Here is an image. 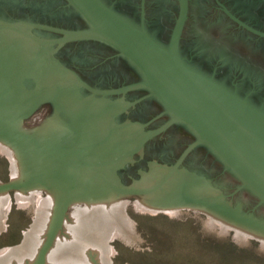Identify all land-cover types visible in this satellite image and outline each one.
<instances>
[{"label":"flooded vegetation","instance_id":"obj_1","mask_svg":"<svg viewBox=\"0 0 264 264\" xmlns=\"http://www.w3.org/2000/svg\"><path fill=\"white\" fill-rule=\"evenodd\" d=\"M101 1L118 16L136 28L144 30L161 47H169L180 13V0ZM0 24L15 25L22 30L23 35L42 39H57L62 38V35L42 29L26 30V25H45L64 30L88 28L86 21L67 0H0ZM22 34L19 30H0V49H24L22 52H10L9 60L10 58L14 60L0 61V66L17 65V69H20L34 64L37 59H43L49 65L53 64L57 71L56 77L49 85H42L21 102H28L32 106L31 114L22 122V129L26 132L32 133L48 127L49 131L59 133L61 138L62 134H71V130L81 131L85 128L84 125L78 127L69 125L68 122L71 120L64 116L65 123L62 121L60 124L55 119L57 104L51 100V94L47 93V90L59 80L76 82L80 80L92 89L107 92L121 90L145 80L143 74L130 60L102 42L77 40L55 45L50 47L49 51H41L38 54L37 47L31 44L33 41L30 39L19 41L20 38H24ZM179 50L182 59L190 68L264 114V0H188V13ZM36 53L39 56L37 59ZM50 58L58 63H51ZM28 82L33 83L32 80ZM76 85L80 92L78 95L80 100L78 98L77 101L91 103L92 107H97L98 110L100 108V111L106 110L102 114L86 117L87 123L93 124L88 129L93 127L99 129L100 126L94 124L100 120H107L109 125L103 126L108 133L107 139L115 133H123L129 129L142 134L131 149L103 159L95 158L93 155L100 144L106 143V138L84 142L81 141L82 136L80 139L77 137L83 142V147L76 146L66 153H70L69 156L76 159L98 163L99 160L107 161L121 156L136 148L142 139L161 129L171 119V115L165 113L166 109L162 103L150 96L146 89L137 88L118 94L100 95L80 84ZM5 107L8 108V105L0 104V110ZM26 121L30 123L29 128L24 125ZM54 121L57 122L52 125L51 122ZM196 140L197 136L184 124H173L149 139L138 153L115 167H109L112 170V177L119 181V186L129 188L128 182L143 180L144 171L150 164L156 165L160 170L163 169L162 171L172 168ZM103 149L101 152L105 155L112 148L107 146ZM90 154L92 157L88 156ZM183 167L203 170L217 179H228L235 185L232 184L235 190L232 188L223 192L225 199H233L237 194H241L246 198L251 213L264 212V205L260 203L259 198L250 191L241 189L242 182L226 169L208 147L201 145L192 150L179 167L175 179L185 175L180 174ZM87 170L91 171L90 174L80 176L69 174L68 178L76 181L96 180L97 176L103 175L113 181L109 174L100 172L99 168ZM43 191V195H48L47 191ZM124 197L129 200L141 199L140 195ZM182 210L193 211L185 208Z\"/></svg>","mask_w":264,"mask_h":264},{"label":"rangeland","instance_id":"obj_2","mask_svg":"<svg viewBox=\"0 0 264 264\" xmlns=\"http://www.w3.org/2000/svg\"><path fill=\"white\" fill-rule=\"evenodd\" d=\"M4 51L0 49V60L6 62L10 50ZM12 60L14 58H10L9 61ZM8 66L10 67H2L7 70L0 68V78L6 79L5 84L0 83L1 105L16 107L40 86L49 85L57 75L56 69L48 64L32 65L25 70L17 69V65ZM16 71L20 72L19 78H14ZM28 79L33 83L27 84ZM49 93L52 100L61 98L60 100L65 102L62 106L63 123L66 121L64 117H67L71 120L68 122L69 125L85 126L81 131L73 130L71 134H62L61 138L59 134L55 135L58 136L57 139H64L63 147L54 146L52 142L44 140L43 135H39L42 128L38 132H33L39 139L44 138L43 142L56 154L70 155L66 154L68 150L76 146L83 147L81 141L92 142L106 138V143L99 147L110 146L111 151L100 156L95 152L96 149L93 156L98 159L111 158L131 149L142 136L134 129H129L123 133H115L107 139L108 133L103 128L109 125L107 120H100L94 124L100 126L99 129L95 127L88 129L93 124L86 121V117L102 114L106 110L100 111V108L98 110L97 107H92L91 103L77 101L80 92L78 88L72 86L64 85ZM81 110H84V113ZM10 117L12 122H16L18 118L17 115ZM54 122L51 124L55 125ZM29 124L26 121L24 125L29 128ZM91 154L88 156L92 157ZM52 170L54 172L52 179H60L65 173ZM74 170L71 169L67 173L77 172L80 176L91 172ZM162 170L150 164L144 171L143 180L128 182L127 186L148 187L164 175ZM100 172L109 174L110 179L119 183L112 177V170L103 169ZM182 173L187 179H194L203 184L205 191L211 192L206 202L208 204L206 207L209 204L211 207L205 209L210 212L180 210L173 207L152 209L144 205L143 196L141 199L129 200L123 197L121 200H115L114 194L108 203L92 208L73 205L63 217L56 241L46 256V264H264V235L250 232L222 217L225 212L230 214L236 212L242 217L246 216L245 219L252 221L256 226H261L264 232V212L251 213L246 198L241 194H237L233 199H225L223 192L235 186L226 178L217 179L209 176L208 172L187 167L182 168L180 174ZM23 176L16 152L0 141V185L20 184L24 180ZM95 187L104 192L99 185ZM43 192L37 186L30 190H10L5 195L0 194V264H34L39 258L43 244L53 228L61 200H56L52 193L50 197L43 195ZM216 196H221L224 203L233 209L213 203ZM129 203L130 205H127ZM212 207L220 209L222 215L213 214ZM90 256L95 257L94 261Z\"/></svg>","mask_w":264,"mask_h":264},{"label":"water","instance_id":"obj_3","mask_svg":"<svg viewBox=\"0 0 264 264\" xmlns=\"http://www.w3.org/2000/svg\"><path fill=\"white\" fill-rule=\"evenodd\" d=\"M67 1L86 21L88 24L87 29L64 30L45 25H26V30L42 29L61 34L62 38L57 39H42L23 35L22 30L12 24H0V30H19L24 36L19 41L25 39L33 41L34 43L31 44L37 47L38 54L41 51H49L50 47L55 45L77 40L102 42L113 47L130 60L143 74L145 80L139 84L110 92L92 89L80 80L77 82L75 80H59L49 88L50 90H47V93L64 85L77 88L76 84H80L91 92L100 95L118 94L143 88L149 91L150 96L155 97L162 103L166 109L165 113L171 115V119L161 129L142 139L133 150L107 161L99 160L98 163H90L83 159H76L74 156L56 154L46 146L43 139L41 140L35 135L36 133L24 131L22 122L29 117L32 109L28 102L21 103L22 100L16 107L8 105V108H1L0 141L5 143L13 152H15L13 146L7 142L12 143V145L15 142L20 143L21 146H25L35 153V156L42 163L37 171L24 175V180L20 184H1L0 194L5 195L10 190H30L39 186V189L47 191L50 197L52 192L61 197L53 228L43 244L39 258L34 264H46V256L53 247L56 241L55 238L61 229L63 217L67 215L71 206L84 205L92 208L96 205H103L109 202L110 197H113L112 194L115 195L113 197L115 200H121L124 196L129 195H140L143 196V199L159 195L175 180V175L179 173V167L189 153L201 145L208 147L226 166V169L242 182L241 189L253 193L264 205V114L253 108L245 100L196 72L184 62L179 47L188 13V0H180V13L168 48L161 47L144 30L136 28L118 16L101 0ZM23 50L11 49L8 53H17ZM37 53L36 59L39 57ZM49 61L58 63L52 58ZM33 63L30 65H49L43 59H37ZM50 65L55 69L53 64ZM20 69L24 70L26 68ZM52 101L56 103L55 100ZM12 115L18 116L15 123L11 120L10 116ZM176 123L188 127L197 136V140L184 151L176 165L167 170L165 169L164 175L148 187H122L103 175L97 176L96 180L80 181L69 178L65 181H60L59 178L51 181V179L49 180L44 176V169L47 166L59 171H70L71 169L84 171L88 168H99V171H102L103 169H109V167H115L126 158L138 153L154 135L163 132ZM63 141L62 139L61 143H64ZM101 145L103 146V144ZM97 185L108 195L107 198L94 201L93 198L83 199V196L72 197L74 194L81 193ZM213 203L224 208L233 209L224 203L221 196H216ZM173 208L210 212L199 206H188L181 203ZM244 217L246 218V216ZM92 260L94 261V259Z\"/></svg>","mask_w":264,"mask_h":264},{"label":"bare ground","instance_id":"obj_4","mask_svg":"<svg viewBox=\"0 0 264 264\" xmlns=\"http://www.w3.org/2000/svg\"><path fill=\"white\" fill-rule=\"evenodd\" d=\"M15 46H21V45L15 44ZM4 50H6V52H7V50L11 51V49H2V52H5ZM0 61H2V60H0ZM6 61L7 62L9 61L8 57L6 58ZM6 65H2V66H6ZM2 66H0V68ZM30 66H32V65H30ZM7 67H10V66H7ZM28 67H29V65L26 68H28ZM8 69H10V68H8ZM2 70H7V68L6 69L2 68ZM19 74H20V72L16 71L14 78H16V77L19 78ZM3 78L2 79L0 78L1 84H5V82H6V79L4 80ZM15 81H17V80H15ZM60 99L56 100L58 108L56 109L55 119L58 121L60 120L59 123H62V121H61L62 115H63L62 114L63 113V107L62 106H63V103H65V102L61 101ZM67 113H68V111H67ZM69 114H70V112H69ZM13 123H15V122H13ZM54 124H55V122H54ZM71 131H73V130H71ZM41 134L46 139V141L52 142L54 146L61 143V139H59V138L57 139L55 137V135H58L59 133L55 134L54 132L49 131L48 127H43L42 130L39 132V135H41ZM5 140L8 141L7 139H5ZM7 143L10 144L11 146H13V148L15 149V152L17 154V159L19 160V163L22 166L23 175H27L32 171H37V169L40 167L41 163L39 162L38 158L35 156V153L28 150L27 147L21 146L20 143L15 142L13 145H12V143H9V142H7ZM63 144L64 143H61L59 147H61V146L63 147ZM98 149H100V150H98ZM98 149L95 152L97 154H99L100 156L103 155L101 150H104V149L100 148V147ZM57 171L62 172L63 170L62 171L57 170ZM52 173H54L53 170L52 169L50 170V168H47V170H45L44 176L50 180V179H52L51 176H53ZM75 174L79 175V173H77V172ZM68 175H69V173H67V171H65V173L62 175V178H60V180L65 181L69 177ZM202 185L203 184L195 181L194 179L190 180L184 176H180V177L176 178L171 183V185L168 187V189L165 192H162L159 195H155V196L146 198V199H144L143 203L146 207H150L152 209L172 208V207H174L180 203L183 205L199 206V207L204 208V209H209L211 207V205L209 204V206L206 207L208 205L206 202L210 198L209 196L211 195V192L209 190L205 191L206 190L205 186L204 185L202 186ZM82 192L78 193V194H74V195H72V197L78 198V196L79 197L83 196V199L84 198L85 199L93 198L94 201H98L100 199L103 200L104 198H107V196H108L105 192L100 191V189H98L96 187H92V189L84 190ZM52 194H53V197L56 198V200H58V201L60 200V198H61L60 195H58L55 192H52ZM211 212L213 214H216V215L217 214L222 215L221 214L222 211L220 209H216L214 207L211 208ZM222 217L226 220H229V222L233 221L237 226H240L244 229H247L250 232H253V233L258 234V235H264V232L262 231L261 226H256L255 224H253L252 221L245 219V217H242L240 214H238L236 212H232L231 214L225 212ZM90 258L93 259L95 257L90 256Z\"/></svg>","mask_w":264,"mask_h":264}]
</instances>
